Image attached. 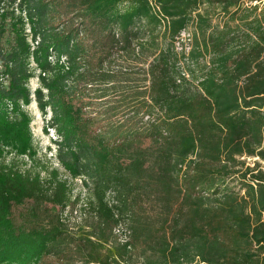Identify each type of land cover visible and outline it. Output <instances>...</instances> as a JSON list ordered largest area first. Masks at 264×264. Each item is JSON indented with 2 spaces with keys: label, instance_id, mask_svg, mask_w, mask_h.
<instances>
[{
  "label": "trees",
  "instance_id": "1",
  "mask_svg": "<svg viewBox=\"0 0 264 264\" xmlns=\"http://www.w3.org/2000/svg\"><path fill=\"white\" fill-rule=\"evenodd\" d=\"M156 1L168 19L162 34L148 0L67 1L69 13L81 8L105 28L119 26L127 52L141 37L135 23L146 22L134 55L151 61L142 69L145 85L93 90L91 101L110 92L119 99L97 114L108 124L96 132L97 117L84 120L86 106H79L81 83L99 82L82 68V33L60 40L55 0H0V61L10 78L8 87L0 84V159L7 150L41 159L22 108L33 101V57L42 72L35 101L43 115L51 112L47 127L59 136L56 158L68 174L0 165V264H264V169L243 160L264 161V6L247 5L263 0ZM188 27L194 41L186 78L174 41ZM53 52L67 57L68 70L50 62ZM122 110L126 118L113 120ZM79 178L88 195L73 202L69 179ZM13 200L34 202L29 228L4 220ZM44 203L62 213L44 216ZM72 204L84 216L75 229L63 221ZM122 224L126 243L116 234Z\"/></svg>",
  "mask_w": 264,
  "mask_h": 264
},
{
  "label": "rangeland",
  "instance_id": "2",
  "mask_svg": "<svg viewBox=\"0 0 264 264\" xmlns=\"http://www.w3.org/2000/svg\"><path fill=\"white\" fill-rule=\"evenodd\" d=\"M55 1L58 2L59 5L55 14L56 18L52 26L56 28L60 36V40L66 37V34L71 30L75 31L80 30L81 28H85L86 31L83 36H80V43L83 44L87 49V53L82 59V68H84V71L94 77L96 80H99V82L94 88H91L92 86H89L88 83H81V88L85 90L84 93L86 94V98L84 99L83 103H80L79 106H86L83 109L84 120L92 121L93 118H96L98 116L97 114L100 111L115 106L117 104L116 102L119 100L117 96H114V94L110 92L107 97H105V99L91 101L90 99H88V96H91V98L96 97L93 90L109 89L111 88L109 87L111 86L109 85L110 82H115V84L124 87V89L144 86L145 81L144 76L142 75V69L148 63H146L145 58H135L132 49L129 52L123 51L122 53L120 49L117 48V43H115L117 42V40L113 36V31L115 29H118L122 34V29L119 26L112 24L109 25V27L105 28L99 22H93L86 16H83L81 13V8H78L76 11L71 10L72 13H69V10L67 8L68 0ZM128 5L129 3L120 4L119 10L122 12L125 11ZM218 19L219 18H215V22H218ZM135 25L133 28L134 31L140 32V38H145L147 30L145 20L140 19L138 24ZM136 27H138L139 29L136 30ZM189 28L193 30L192 27ZM159 31L161 34L164 33L163 28L159 29ZM30 66L32 70H34V72L36 69L35 73L37 74V71L39 70L38 66L35 63ZM101 78H104L105 80L103 82H100ZM28 87L32 93L31 97L33 98V101L29 106H22V108L32 118L30 127L33 134L34 145L37 148L38 156L41 157V159L38 162L39 164L31 163L30 159L26 156H16L14 155V153L7 150L4 153L3 157L0 159V165L26 174H34L43 167H47L49 168V170L57 169L61 174V178L67 179L68 174L56 158L58 148L56 145V141L59 139V136L55 132V130L47 127L48 122L51 119V112L49 110L46 115H43L34 99L35 90L40 87V81L37 80V75L30 79ZM100 101H102V103L105 102L106 104L103 106H97L96 104H100ZM124 111L125 110L118 112V115H116L113 120L126 118L128 112ZM140 118H144V116L141 115ZM96 119L97 120L95 122L97 123L92 125V129L96 132H100V130H102L104 126L108 124V121L105 117L99 119L97 117ZM243 160L251 167H254L255 163L259 162L261 167L264 169V161H261L257 158ZM42 176H45V174L43 173ZM82 180L84 181V179ZM69 182L72 190L71 194L73 196L72 201L74 202L77 197H81V200L86 201L88 193L87 191L83 190V182L81 181V179H69ZM33 205L34 202L32 201L21 203L13 200L12 202H10L9 207L6 210L5 214L7 215L5 216L4 220L6 222H14L17 225H21L23 227L27 226L29 228L28 222L30 219V212L28 213V211L31 207H33ZM42 209L43 212H45V215H43L48 216V218L56 209L60 211V213H62V210L60 208L54 206L51 203H44V205H42ZM63 212V221L68 223L72 229H75L76 226L82 224L84 216L83 214H81L80 204L79 206L72 204ZM123 230L127 234L126 226H124V224H122L120 228L121 232H117L116 234L118 236L122 235ZM39 264L60 263L56 259L46 258Z\"/></svg>",
  "mask_w": 264,
  "mask_h": 264
},
{
  "label": "built area",
  "instance_id": "3",
  "mask_svg": "<svg viewBox=\"0 0 264 264\" xmlns=\"http://www.w3.org/2000/svg\"><path fill=\"white\" fill-rule=\"evenodd\" d=\"M149 1V5H150V8H151V11L161 20V26H160V29L163 28V31L165 32L166 31V27H167V22H168V19L166 21V17L162 14V9H161V5L156 1V0H148ZM248 6H256V5H260V6H264V0L262 2H253V3H248L247 4ZM139 22V21H138ZM138 22H136L135 24H138ZM136 26V25H135ZM139 26V25H138ZM139 29L138 27H136V30ZM80 33H82V35L80 36H83L84 34V31H83V28H81L79 30ZM26 34L28 36V41L29 43L31 44L32 46V51H35V49L37 48V46L39 45V41H34L33 40V36H32V30H31V27L30 25L28 24L27 27H26ZM113 36L114 38L117 40V48L120 49V51L123 53L124 51V42H123V38H122V34L120 32V30L118 29H115L113 31ZM146 40V37L145 38H140L138 39L137 41H134L133 43V52H134V55L135 56H140L141 54V45H140V42L141 41H144ZM193 41H194V34H193V30L191 28H186L184 30H182L179 35L176 37L175 41H174V49L175 51L180 54V55H183L184 56V59L181 63V69L183 71V76L186 77V78H189V74L188 72L184 69L187 64L190 63V59H189V56H190V53L192 52L193 50ZM49 60L50 62L53 63V65H56L57 63L61 64L66 70L69 69V64H68V60H67V57L66 56H60L56 53H52L51 56L49 57ZM151 62V61H150ZM146 64L144 66V68H148V65L149 63ZM33 63H35V60L34 58L32 57L31 58V63L30 65H32ZM36 64V63H35ZM37 65V64H36ZM31 67V66H30ZM35 72H36V69H35ZM42 74L41 70L39 69L37 71V80L40 81L39 77L40 75ZM43 76H45V74H43ZM9 82H10V78H9V75L6 73V70H5V67L2 63V61H0V84H2L4 87H8L9 86ZM180 82V81H179ZM36 91V90H35ZM34 99H35V95H34ZM9 110H12V106L10 105L9 106ZM81 181L83 182L82 179L84 178H80ZM78 180V179H77ZM85 180V179H84ZM84 185V184H83ZM83 190L84 191H87V189L84 188L83 186ZM109 201H110V204L113 205L115 203L114 201V195L111 194L109 195ZM121 228V227H120ZM127 231V230H126ZM120 229L118 230V233H120ZM119 241L121 243H126L129 241V233L127 231V234L126 232H124L123 230V234L119 236Z\"/></svg>",
  "mask_w": 264,
  "mask_h": 264
}]
</instances>
